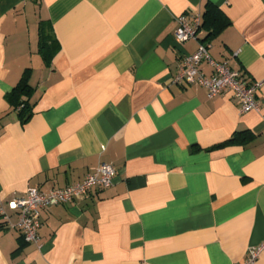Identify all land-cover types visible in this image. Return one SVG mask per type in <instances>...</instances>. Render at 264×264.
<instances>
[{
  "label": "crops",
  "instance_id": "crops-1",
  "mask_svg": "<svg viewBox=\"0 0 264 264\" xmlns=\"http://www.w3.org/2000/svg\"><path fill=\"white\" fill-rule=\"evenodd\" d=\"M207 5L220 26L177 42L175 18L200 12L203 23ZM40 21L56 42L48 61ZM205 36L215 61L262 82L256 110L241 112L227 90L209 97L173 82L181 56ZM200 68L212 73L206 61ZM25 71L30 89L8 98ZM100 162L115 168L112 183L42 209L37 243L0 218V264H240L263 243L264 0H0V205L9 222L13 196L81 181Z\"/></svg>",
  "mask_w": 264,
  "mask_h": 264
},
{
  "label": "built area",
  "instance_id": "built-area-1",
  "mask_svg": "<svg viewBox=\"0 0 264 264\" xmlns=\"http://www.w3.org/2000/svg\"><path fill=\"white\" fill-rule=\"evenodd\" d=\"M175 21L174 37L177 42L180 43L189 38H198L201 25L200 12L178 15ZM208 47L207 42L201 41L194 52L182 55L173 82H189L201 85L206 88L209 97L227 90L239 102L241 112L256 110L258 108L256 96L262 82H248L239 72L231 69L226 62L215 61L211 57ZM203 61L212 67V73L208 76L200 68ZM115 173L112 164L100 162L94 172L86 175L81 181L65 187L48 190L28 188L24 195L13 196L7 201L8 209L16 212L17 221L13 224L9 222L8 215L2 205H0V218L8 226L18 229L26 242L37 243L39 241L38 229L41 225L40 214L42 209L70 200L81 199L95 186L107 187L112 183ZM263 252L264 242L249 248L240 264H254Z\"/></svg>",
  "mask_w": 264,
  "mask_h": 264
},
{
  "label": "trees",
  "instance_id": "trees-1",
  "mask_svg": "<svg viewBox=\"0 0 264 264\" xmlns=\"http://www.w3.org/2000/svg\"><path fill=\"white\" fill-rule=\"evenodd\" d=\"M204 17L205 19L203 20V23H201V26H220L219 25V20L220 16L222 18V15H219V11L214 8L212 5H207L206 10L204 11ZM215 28H212L211 32H214ZM209 33V34H210ZM39 37H38V48L39 52L42 54L43 58L45 61H48L53 53L55 52V40L51 38L50 34L46 31V27L42 25V22H39ZM208 36V34H207ZM208 38L205 36L202 38V42H205ZM30 89V85L28 83V78L26 75V71L22 75L20 81L18 84L13 88L12 92L7 95V97H11L12 95H22L26 94L28 90ZM20 107V112L22 116L25 118L30 115V106L28 105V102L22 101L19 104ZM242 135L244 136H250L251 132L246 130L243 131V133L235 132L229 139H227L224 143H233L239 141V139L242 138Z\"/></svg>",
  "mask_w": 264,
  "mask_h": 264
}]
</instances>
